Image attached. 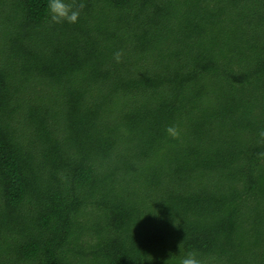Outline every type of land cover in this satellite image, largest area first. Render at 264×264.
Instances as JSON below:
<instances>
[{"label": "trees", "instance_id": "16d2710c", "mask_svg": "<svg viewBox=\"0 0 264 264\" xmlns=\"http://www.w3.org/2000/svg\"><path fill=\"white\" fill-rule=\"evenodd\" d=\"M83 2L0 0V264H264V0Z\"/></svg>", "mask_w": 264, "mask_h": 264}, {"label": "clouds", "instance_id": "9594fccd", "mask_svg": "<svg viewBox=\"0 0 264 264\" xmlns=\"http://www.w3.org/2000/svg\"><path fill=\"white\" fill-rule=\"evenodd\" d=\"M83 0H48V17L51 24H75L85 8ZM122 52H116L114 59L120 62ZM165 131L173 138L179 137V129L176 126L170 125ZM261 138L258 143L264 144V130L259 132ZM264 156V153H260ZM179 264H202L198 253L195 250L188 251L179 261Z\"/></svg>", "mask_w": 264, "mask_h": 264}]
</instances>
